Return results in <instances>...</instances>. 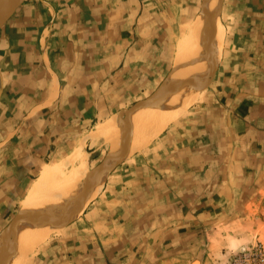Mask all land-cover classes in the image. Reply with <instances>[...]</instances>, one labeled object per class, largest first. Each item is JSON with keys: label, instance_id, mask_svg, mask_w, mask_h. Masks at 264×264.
Returning a JSON list of instances; mask_svg holds the SVG:
<instances>
[{"label": "rangeland", "instance_id": "1", "mask_svg": "<svg viewBox=\"0 0 264 264\" xmlns=\"http://www.w3.org/2000/svg\"><path fill=\"white\" fill-rule=\"evenodd\" d=\"M163 1L153 7L155 41L147 65H132L130 75L104 87L96 96L98 102L91 103L95 96L90 101L79 100L85 94L77 88L73 96L78 103L60 101L43 110L39 119L25 120L24 126L30 131L23 133L17 142L32 145L33 154L39 156L33 164L25 166L28 178L2 182L8 195L0 204V239L14 232L17 223L9 228L7 225L16 215L22 214L27 221L39 217L24 214L20 206L40 170L63 165L65 172H72L73 155L78 153L81 157L84 154L90 173L100 167L103 170L112 139L123 133L116 139L115 162L106 181L101 180L93 189L86 188L90 193L88 196L84 193L76 216L66 218L63 226L29 250L22 264H47V256L65 252V246L59 242L54 245V241L66 236L71 240L80 237V230L84 231L81 228L86 229V224L92 228L90 222L100 220L98 215L112 223L121 215L123 219L129 218L131 210L141 213L159 206L170 210L167 216L170 223L179 217L184 222V228L178 231L180 242H165V253L172 248L183 253L197 250L203 257L212 256L219 264H264V3L260 7L252 5L254 12L260 13L253 21L240 13L244 0L240 3L220 0L215 13V19L224 27L219 60L213 61L206 82L195 85L191 80L174 79L177 77L172 68L184 66L175 63L177 41L201 12L203 0H172L177 4L170 1L162 5ZM9 2L6 6L0 0V12H4ZM184 77L187 79V75ZM183 81L188 83L187 87ZM179 88L199 92L197 101L145 147L129 154L127 148L121 150L132 133L125 126L129 114L140 106L159 102ZM82 91L91 96L89 87L83 86ZM108 118L116 121V128L106 138L97 131ZM48 145L56 148L45 150ZM37 147L39 150H35ZM93 149L96 154L91 162L86 151ZM77 189L82 193L85 190L80 184ZM125 207L129 210L121 214ZM139 217H142L139 222L148 221L150 215ZM1 252L5 254V248ZM39 255H43L41 259L32 262Z\"/></svg>", "mask_w": 264, "mask_h": 264}, {"label": "crops", "instance_id": "2", "mask_svg": "<svg viewBox=\"0 0 264 264\" xmlns=\"http://www.w3.org/2000/svg\"><path fill=\"white\" fill-rule=\"evenodd\" d=\"M158 1L25 0L0 26V204L8 195L2 182L24 180L30 175L25 166L33 164L39 156L33 154L32 145L17 142L23 133L30 131L24 126L25 120L39 119L43 110L60 101L78 103L73 96L77 88L85 94L79 100L90 101L95 96L91 103L98 102L96 96L104 87L130 75L132 65H147L155 41L153 7ZM164 1L162 5L172 2ZM246 1L236 0L243 2L240 13L254 21L260 13L254 12L252 5L260 7L264 0ZM83 86L91 89V96L87 95L89 89L82 91ZM55 146L48 145L45 150ZM86 152L91 162L95 160L96 149ZM127 210L128 207L121 209V214ZM169 212L167 206L141 213L131 210L126 219L113 215L117 218L112 223L98 215L100 220L90 222L92 228L87 224L86 229L81 228L92 234L85 236L80 230V237L74 240L66 236L54 241V245L63 244L65 252L50 254L44 257L45 261L47 264H219L212 256L203 257L197 250L183 253L172 248L165 253V242L179 243L178 231L184 228L181 217L168 221ZM141 214H149L148 221L139 222ZM83 216L88 219L87 214Z\"/></svg>", "mask_w": 264, "mask_h": 264}, {"label": "bare ground", "instance_id": "3", "mask_svg": "<svg viewBox=\"0 0 264 264\" xmlns=\"http://www.w3.org/2000/svg\"><path fill=\"white\" fill-rule=\"evenodd\" d=\"M3 1L7 6L8 0ZM9 1V6L4 12L1 10L0 15L10 11L18 0ZM219 4L220 0H203L201 12L196 15L178 39L176 62H174L177 64L181 63L184 66L176 65L172 68L174 69V77H177L174 79H185L186 81L189 80V82L191 80L197 85L203 81L204 84L206 78L211 74V70H213V61L217 63L219 60L224 36L223 25L219 23V19H215L214 17V15H217L215 13ZM185 60L189 62L186 61V63L184 62ZM183 62L186 63V65ZM184 75H187V79ZM188 77L190 79H188ZM183 82L185 85L188 84V81L186 83L185 81ZM183 84L181 83V86ZM193 87L196 86H192V88ZM179 89H175L174 93L170 95L167 93L168 96L166 97V94H162L161 97L165 98H162V100L157 103L154 102L153 104L140 106L138 109L135 108L136 111L130 114L128 113L130 117L125 126H128L127 131L129 134L131 133L130 130L132 133L130 134L131 137L129 141H126L127 143L124 144L125 146H121V150L127 148V151H124L129 154L133 150L145 147L169 122L180 117L189 105L197 101L199 92L194 90L196 88L193 89L194 91ZM137 106H139V104ZM115 122L116 121L113 119H110L105 124L101 123L102 125H100L101 127L98 129L97 133L106 138L110 137L116 128ZM118 126H120V124ZM122 133H119V135H122ZM147 133H150V136L143 139ZM119 137L120 136L117 138ZM136 137L139 139L142 137V139L138 140ZM79 155V153L78 155H73L72 164H75V166L72 172H65L63 165L58 167H47L34 181L22 201L21 212L26 215L32 213L34 216L39 215V217L31 221L25 219L22 220V222H18L17 227L12 229L14 232L7 233L0 239V254H2L1 251L4 248L6 250V253L4 252L5 254L2 256L0 255V264H22L29 250L33 249V247L45 240L51 233L63 226L62 224L66 218L71 219L76 216L80 208V200L87 195H84L81 189L80 191L77 189L79 184L83 185L85 189L97 185L101 181V171H103L102 167H97L98 169L96 168L97 170L94 174L90 173L91 170L88 168L84 154V157ZM115 155L116 153H114V156ZM76 185H78L77 188ZM72 195L74 196L69 200V197ZM57 198H59L60 203L55 206ZM49 215L52 216L49 218Z\"/></svg>", "mask_w": 264, "mask_h": 264}, {"label": "water", "instance_id": "4", "mask_svg": "<svg viewBox=\"0 0 264 264\" xmlns=\"http://www.w3.org/2000/svg\"><path fill=\"white\" fill-rule=\"evenodd\" d=\"M25 0H18L17 3H15V5L12 7V9L10 11H8L7 13L3 14V15H0V26L3 25L19 8L20 6L22 5V3L24 2ZM215 17V15H214ZM121 137V135H120ZM116 139L117 137H114L110 143V149L106 155V164H105V167L103 169V172L101 173V180L104 182L106 181V178L107 176L109 175V172L111 171L112 169V166H113V161H114V149H115V144H116ZM83 193L87 194V193H90V191L88 189H85L83 191ZM57 205V203L55 204V206ZM54 206V207H55ZM52 215H49V218L51 217ZM23 219H25L23 216L21 215H16L15 218L9 223V226L8 227H11L13 226L14 224L22 221Z\"/></svg>", "mask_w": 264, "mask_h": 264}]
</instances>
